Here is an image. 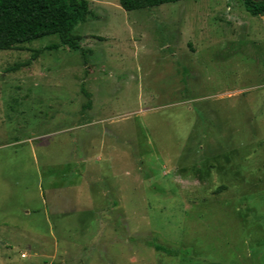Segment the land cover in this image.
<instances>
[{"label":"rangeland","instance_id":"rangeland-1","mask_svg":"<svg viewBox=\"0 0 264 264\" xmlns=\"http://www.w3.org/2000/svg\"><path fill=\"white\" fill-rule=\"evenodd\" d=\"M88 3L0 50V264H264V13Z\"/></svg>","mask_w":264,"mask_h":264},{"label":"trees","instance_id":"trees-1","mask_svg":"<svg viewBox=\"0 0 264 264\" xmlns=\"http://www.w3.org/2000/svg\"><path fill=\"white\" fill-rule=\"evenodd\" d=\"M177 1L182 0H120V4L131 11ZM244 6L254 16L264 13V0H244ZM89 12L88 0H0V50L53 34L59 35L63 44L77 49L79 44L72 32ZM54 48L58 45L47 47ZM154 247L169 254L176 252L168 245Z\"/></svg>","mask_w":264,"mask_h":264}]
</instances>
